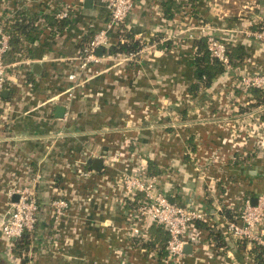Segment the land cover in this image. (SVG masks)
<instances>
[{
  "label": "crops",
  "instance_id": "obj_1",
  "mask_svg": "<svg viewBox=\"0 0 264 264\" xmlns=\"http://www.w3.org/2000/svg\"><path fill=\"white\" fill-rule=\"evenodd\" d=\"M84 1L0 0V19L7 25L23 17L19 23L33 19L37 30L29 38L20 34L17 47L23 51L11 46L7 55L10 61L24 57L27 64L23 77L18 69L9 74L3 99L10 105L0 127V215L14 200L11 190L40 176L34 184L40 211L26 264H161L157 243L148 248L138 243L156 238L152 227L147 238L129 235L135 203L122 206L116 190L117 179L138 157L171 202L209 209L212 225L198 221L195 228L213 245L190 244L180 264H256L246 244L241 249L222 230L229 220L223 210L238 213L243 198L264 192V128L254 116L262 105L264 119V104L251 92L233 89L234 99L230 96L238 72H264V45L240 32L255 28L251 23L264 0H175L183 5L170 19L162 15L163 0H134L125 29L152 47L115 60L102 49L97 55L103 59L92 67L98 73L67 99L76 83L68 78L76 69L73 57L108 19L100 4L88 8ZM65 8L70 16L62 19L68 24L51 29L48 18L62 20L55 14ZM42 21L46 26L37 24ZM203 23L227 36L226 43L242 44L246 56L191 95L187 87L197 79L194 38L188 36ZM108 35L110 45L119 41L117 28ZM161 38L165 41L158 42ZM57 105L64 107L61 117ZM96 158L100 170L93 167ZM79 168L90 175L80 176ZM60 195L68 209L53 222L50 203ZM211 230L222 235L221 250ZM4 246L1 240L0 264H21L5 256Z\"/></svg>",
  "mask_w": 264,
  "mask_h": 264
},
{
  "label": "built area",
  "instance_id": "obj_2",
  "mask_svg": "<svg viewBox=\"0 0 264 264\" xmlns=\"http://www.w3.org/2000/svg\"><path fill=\"white\" fill-rule=\"evenodd\" d=\"M92 3L100 4L108 14V19L104 26L94 32L92 38L82 49V53L73 57L77 64L75 71L68 74L71 81H76L67 92V99L72 97V90L76 86L93 77L98 71L92 68L101 62L103 56L96 53L97 48H108L109 30L117 28L124 24L128 15L134 7V0H91ZM56 18H68L70 16L69 9L58 11ZM6 19H0V127L5 122L3 112L9 105L3 99L2 91L9 90V74L17 69L23 77L26 70L27 60L24 57L16 58L12 61L7 59V55L11 49V34L6 30ZM38 25H45L42 21ZM251 24L255 25L254 29L243 28L246 36L252 37L255 41L264 45V10ZM196 34H189V38H204L205 47L210 61H219L225 68V71L232 70V65L227 55L226 43L219 40L215 35V30L208 23H203L196 28ZM165 41L161 38L158 42ZM143 48L152 47L151 43H144ZM149 45V46H147ZM141 49L138 51V53ZM136 53L124 55V58L130 59L135 57ZM109 59H117L118 55H107ZM31 62V61H30ZM25 77V75H24ZM25 79V78H24ZM23 79V82L25 81ZM79 80H81L79 82ZM257 88L264 92V72L244 73L238 72L232 83L230 96L233 89L240 90L242 93L250 95V89ZM54 98V97H53ZM250 102V101H249ZM247 102L246 105L249 103ZM263 113V106H259V110L254 115L260 120L258 123L264 128V119L260 114ZM263 120V121H261ZM263 123V124H262ZM60 135V132L58 133ZM80 176L88 177L91 171L83 168L78 169ZM40 179L38 173L30 178L29 182L23 186L17 187L10 191L9 197L17 194L16 200H11L5 212L0 215V241L5 244L4 254L12 262L20 260L12 252V248L16 239L22 236L25 231H32L37 222L38 203L34 191V184ZM118 187L116 190L120 193V201L122 206L134 202L135 205L130 209L129 218L131 222L128 225L129 235L131 238L144 239L149 235L152 226H159L167 234L165 242L164 254L161 255V264H180L185 256V246L197 243L205 245H213L212 242L205 243L202 241L199 231L195 228L198 221L211 223L209 218V209L203 206L179 205L171 202L168 196L159 188L158 176L148 172L144 161L138 157L137 163L133 168L123 173L118 179ZM126 204V205H125ZM68 209V201L65 198L55 197L50 203V216L53 222H58ZM221 209V208H219ZM212 225V223L210 224ZM222 233L227 240L233 242H246V247L250 250L254 245L264 246V192L256 196V202L253 204L248 197L243 198L238 215L234 220H227L224 224ZM211 247V246H210ZM213 247V246H212ZM219 247L218 249H222ZM228 264V263H227Z\"/></svg>",
  "mask_w": 264,
  "mask_h": 264
},
{
  "label": "trees",
  "instance_id": "obj_3",
  "mask_svg": "<svg viewBox=\"0 0 264 264\" xmlns=\"http://www.w3.org/2000/svg\"><path fill=\"white\" fill-rule=\"evenodd\" d=\"M182 5L183 3H177L175 0H163L161 2V10H162L163 17L166 19L173 18V15L175 14V12L179 11ZM18 20H19L18 18H15L9 25H7L8 23L5 25L6 30H8L11 34L10 45L13 47L18 46L19 44L18 38L20 34L24 35L26 38H29L30 36L28 32L34 31L37 33L35 26L34 27L31 26V23H33L32 22L33 19H29L30 24L19 23L20 21L24 20L23 17H21L20 21ZM48 20L50 22L49 27L51 29L55 27L57 30H61L65 25L68 24V21L64 19L57 20V19L50 17L48 18ZM26 31H27V35H26ZM215 35L219 40L225 42V39L227 36L225 37L223 33H216ZM118 36H119V41L116 44L110 45L108 48L103 49L105 55H127L130 53H136L143 46V43H141V41L134 39L132 34L127 32L124 24L119 25ZM157 39H158V36L157 38L155 39L153 38L152 40H157ZM89 40L85 39V43H87ZM226 47H227V55L229 56L231 65L239 66L242 63L244 57L246 56V51L243 45L240 43H232L231 41H229L226 43ZM23 48L24 47L23 46L21 47V44L19 48L17 47V49H20L19 50L20 52L23 51ZM11 49L9 53L13 51ZM193 51H194L193 65L195 67V77L197 81L187 87V92L191 95H197L201 88H204V89L209 88L212 81L218 75L225 72V68L219 61L209 60L203 37L199 38L198 40L194 39ZM26 53L28 52L26 51ZM250 92L255 97L256 101H258V104H264V92L263 91L257 88H251ZM39 211H40V207L38 205V215L37 216H39ZM223 213L229 220H234L233 218H235L238 215L237 211L229 210V209L223 210ZM37 222L35 223L32 231L30 232L25 231L22 234V236L16 239L14 242L12 252L15 256L20 258L21 264H26L27 261L29 260L27 257L29 255V252L32 251L31 243L34 240L32 233L34 232L36 228ZM152 229H154L153 232L156 238H153V240L151 241L149 240L146 242L140 241L138 243L140 244V246H144L147 248L151 247L150 245H153V243H157L158 248L161 250V252L160 250L159 252L160 254L163 255L164 249H165V242L167 239V234L162 229V227L152 226ZM210 235L213 237L214 240L220 241L218 242L220 246L225 245V241L222 235L218 231L211 230ZM245 244H246L245 241L239 242V247L242 249L244 248ZM249 251L252 254V259L256 264H264V246L263 245H254L251 247ZM159 259L161 260V257H159Z\"/></svg>",
  "mask_w": 264,
  "mask_h": 264
},
{
  "label": "water",
  "instance_id": "obj_4",
  "mask_svg": "<svg viewBox=\"0 0 264 264\" xmlns=\"http://www.w3.org/2000/svg\"><path fill=\"white\" fill-rule=\"evenodd\" d=\"M91 2H92L91 0H85V1H84V5H85V7H88V8H89V7L91 6ZM101 51H102L101 48H97L96 53L99 54ZM37 66H39V65H38L37 63H35V64L33 65V69H35V67H37ZM7 93H8V91H7L6 89L2 91V95H3L4 97L7 95ZM63 112H64V107H63L62 105H57V106L55 107V114H56L57 117H61L62 114H63ZM93 167H94L95 170H100V169H101V167H102V161H101L100 158H96V159H94ZM13 198H14V200H16V199H17V194H15V195L13 196ZM251 202H252L253 204H255V202H256V197H255V196L252 197ZM188 248H191V247H190V244H188V245L185 246V251H186V249H188Z\"/></svg>",
  "mask_w": 264,
  "mask_h": 264
},
{
  "label": "rangeland",
  "instance_id": "obj_5",
  "mask_svg": "<svg viewBox=\"0 0 264 264\" xmlns=\"http://www.w3.org/2000/svg\"><path fill=\"white\" fill-rule=\"evenodd\" d=\"M230 83H233L234 84V79H233V81H231ZM57 197H60V198H64L63 196H57Z\"/></svg>",
  "mask_w": 264,
  "mask_h": 264
}]
</instances>
